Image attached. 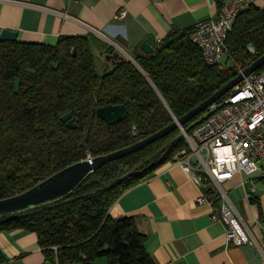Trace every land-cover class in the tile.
<instances>
[{"label":"trees","instance_id":"obj_1","mask_svg":"<svg viewBox=\"0 0 264 264\" xmlns=\"http://www.w3.org/2000/svg\"><path fill=\"white\" fill-rule=\"evenodd\" d=\"M190 32L174 30L152 55L133 54L136 65L125 58L106 63L114 49L92 36H60L55 44L0 41V199L150 136L235 78L233 67L205 62ZM226 44L236 65L262 57L264 8L252 5L239 13ZM108 105L124 106L126 117L107 125L96 110ZM68 113L75 129L61 120ZM195 120L183 126L188 133ZM187 146L176 129L88 174L59 200L1 216L0 233H34L49 264H93L99 258L107 264H154L135 218L113 219L109 211ZM205 192L212 195L210 188ZM4 260L0 254V264Z\"/></svg>","mask_w":264,"mask_h":264},{"label":"crops","instance_id":"obj_2","mask_svg":"<svg viewBox=\"0 0 264 264\" xmlns=\"http://www.w3.org/2000/svg\"><path fill=\"white\" fill-rule=\"evenodd\" d=\"M254 6L264 8V0H255ZM120 10H126V17L115 19ZM215 12L207 0H0V30L16 31L19 41L38 44H55L60 36H92L127 50L132 58L145 55L139 45L148 36L165 40L174 30H192ZM253 177L254 192L245 188L249 195L241 185L245 174L222 187L261 249L228 244L224 225L211 220V208L195 202L201 190L172 162L125 192L109 215L135 218L154 264H264V178ZM214 209L218 211L219 201ZM0 254L2 264H49L37 236L23 230L0 233ZM93 264L107 261L99 258Z\"/></svg>","mask_w":264,"mask_h":264},{"label":"built area","instance_id":"obj_3","mask_svg":"<svg viewBox=\"0 0 264 264\" xmlns=\"http://www.w3.org/2000/svg\"><path fill=\"white\" fill-rule=\"evenodd\" d=\"M207 2L215 8V15L197 23L189 39L201 50L208 65L220 69L233 67L236 76L243 74L253 62L246 66L236 65L228 58L226 42L239 13L254 5L255 0ZM126 15V10H120L115 19L122 20ZM156 44L154 53L162 47L160 40ZM249 51L253 53L252 48ZM224 58L228 62H224ZM230 61L232 65H229ZM261 69L244 76L227 95L195 118L191 133L181 129L188 146L179 150L171 161L179 165L201 190L195 202L211 208V220L224 225L227 243L253 245L258 249L259 243L222 185L245 174L247 179H242L241 185L249 195L245 188L254 192L253 176L257 174L264 178V69ZM206 188L212 189V195L205 192ZM216 198L218 211L214 209Z\"/></svg>","mask_w":264,"mask_h":264},{"label":"water","instance_id":"obj_4","mask_svg":"<svg viewBox=\"0 0 264 264\" xmlns=\"http://www.w3.org/2000/svg\"><path fill=\"white\" fill-rule=\"evenodd\" d=\"M1 42H16L18 41V32L1 29L0 30ZM115 49L117 46L113 45ZM156 41L154 38L148 36L140 45V50L145 55H152L156 49ZM119 50V51H118ZM115 50L112 55H107L106 60L110 61L114 58H124L121 55L120 49ZM75 50L73 51L75 55ZM134 65L135 62L132 58L126 57ZM264 67V55L253 62L246 68L243 74L237 75L230 82L224 85L221 89L212 94L208 99L200 103L195 108L191 109L181 118H174V121L163 129L151 134L150 136L128 146L121 150L115 151L108 155L99 156L96 158H89L84 161L74 163L52 176L40 181L32 188L6 199H0V217L19 213L40 205H44L63 198L74 190L88 174L99 169L100 167L116 161L118 159L127 157L136 153L147 146L163 139L176 129H183V126L188 122L200 116L209 106L222 99L229 93L236 85H238L244 76H248L257 70ZM97 116L103 120L107 125H116L121 122L127 115V110L122 105H108L96 110ZM62 122L66 123L69 129H75L76 123L71 119V114H65L61 118Z\"/></svg>","mask_w":264,"mask_h":264},{"label":"rangeland","instance_id":"obj_5","mask_svg":"<svg viewBox=\"0 0 264 264\" xmlns=\"http://www.w3.org/2000/svg\"><path fill=\"white\" fill-rule=\"evenodd\" d=\"M108 45V44H107ZM109 46H110V44H109ZM117 46V45H116ZM110 47H112V46H110ZM113 49H114V51L115 50H118V49H120V53H121V55L126 59V57H130L128 54H130V52H128L127 50H125L126 51V53L121 49V48H119L118 46H117V49H115L114 47H112ZM119 51V50H118ZM128 53V54H127ZM102 61H103V59H102ZM105 61V60H104ZM224 62H228V60L227 59H225L224 58ZM229 65H232V62L230 61L229 62ZM98 70H99V73L100 74H102L103 73V70H102V68H101V64H100V66L98 67ZM191 133V132H190ZM180 135L181 136H183L182 135V131L180 130Z\"/></svg>","mask_w":264,"mask_h":264}]
</instances>
